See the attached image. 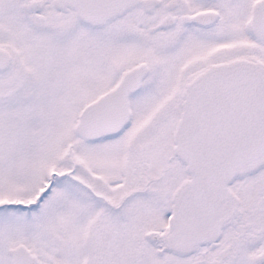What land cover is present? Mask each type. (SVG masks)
I'll use <instances>...</instances> for the list:
<instances>
[{
  "label": "snow or ice",
  "instance_id": "snow-or-ice-1",
  "mask_svg": "<svg viewBox=\"0 0 264 264\" xmlns=\"http://www.w3.org/2000/svg\"><path fill=\"white\" fill-rule=\"evenodd\" d=\"M0 264H264V0H0Z\"/></svg>",
  "mask_w": 264,
  "mask_h": 264
}]
</instances>
